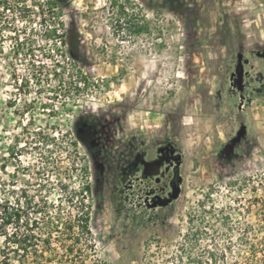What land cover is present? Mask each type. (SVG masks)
Returning a JSON list of instances; mask_svg holds the SVG:
<instances>
[{
	"label": "rangeland",
	"instance_id": "1",
	"mask_svg": "<svg viewBox=\"0 0 264 264\" xmlns=\"http://www.w3.org/2000/svg\"><path fill=\"white\" fill-rule=\"evenodd\" d=\"M24 1L0 33V202L26 190L76 223L27 264H264V0H184L181 13L166 0H62L48 14L64 18L61 43ZM122 100L135 106L111 153L124 163L101 175L74 123ZM85 182L89 231L75 219Z\"/></svg>",
	"mask_w": 264,
	"mask_h": 264
},
{
	"label": "trees",
	"instance_id": "2",
	"mask_svg": "<svg viewBox=\"0 0 264 264\" xmlns=\"http://www.w3.org/2000/svg\"><path fill=\"white\" fill-rule=\"evenodd\" d=\"M15 0H0V33L3 32V28H8L9 25L6 24V20L4 19L5 14L9 11L13 10L11 5ZM24 1V0H23ZM25 2V1H24ZM62 2V0H48L46 4L40 0H35L31 3L33 6H37L40 10L37 18L41 24V27L44 29L47 28L46 36L50 39H54L57 36L56 29H49L47 27V21L50 19L52 15L51 12H54V8L57 6L56 4ZM169 8L173 12H185L186 10V2L184 0H166ZM116 4V3H115ZM25 8L31 10L32 7H28L25 5ZM45 10H48V13L45 14ZM5 26V27H4ZM1 38V35H0ZM1 42V41H0ZM14 52L17 56L21 55L25 52V48H22L21 43L17 42V47L14 45ZM77 50V49H76ZM75 51H71V55L73 59H77V54ZM27 53V52H25ZM84 84H87V78H84ZM24 79L22 80L23 84ZM27 82V81H26ZM94 123H81L76 120L74 123V134H75V143L82 142L93 161L97 162V165L101 166L100 173L104 172L106 168V154L104 153V145L102 139L98 140L97 130L93 127ZM101 140V141H100ZM231 147L234 145V140L231 141ZM12 154V153H11ZM101 160V163L98 162ZM94 162V164H95ZM132 162L130 165L133 166ZM156 169L155 166H153ZM125 169H128V165H125ZM132 172V170H130ZM66 188V185H64ZM82 193V209L81 213L75 215V219H77V226H80L82 230L89 231L90 230V210L88 209L89 205L85 203V192L90 194L93 193L92 185L89 182H85L81 189ZM178 186H175V191L173 195H177ZM22 198L20 197L15 200V202L5 199L0 202V237H4L6 239V244H4V248L0 249L3 254V260L1 264H8V254L7 251L14 248V251L22 257H24V263L27 264L25 257L29 252H32L35 256H45L46 251L52 248V243L55 240L54 233L59 230V228L66 225V228L69 230H73L76 227V223L70 220H66V223L63 221L62 217L54 218L52 216L53 212H56V206L53 201H48L46 199L44 206L35 207L33 204L32 197L26 193V190H22ZM41 216V217H40ZM49 216L47 222L41 223L40 219ZM264 240V235L262 237ZM40 245L43 247L41 248ZM254 245V244H253ZM261 247L264 248V242H261ZM68 250V249H66ZM13 251V250H12ZM22 251V253H20ZM74 251L73 247H71L70 252ZM264 252V249H263ZM52 254V253H51ZM49 261H51L49 259ZM40 264H49V263H40Z\"/></svg>",
	"mask_w": 264,
	"mask_h": 264
},
{
	"label": "flooded vegetation",
	"instance_id": "3",
	"mask_svg": "<svg viewBox=\"0 0 264 264\" xmlns=\"http://www.w3.org/2000/svg\"><path fill=\"white\" fill-rule=\"evenodd\" d=\"M123 102L124 101L122 100L115 105L110 104L106 109H103L105 110V113L99 115L98 124L93 122V127L98 133V140L102 139V145H104V153L106 154L107 159L106 170L109 169V166H113L116 163L119 165H123L124 163V160H118L111 157L113 149L121 146L117 138L120 137L123 139L124 135L126 137L128 136L126 125L129 124V122L126 116L128 111L131 112L135 109V106H132L130 109L127 107L128 105L125 103L123 104ZM125 110L128 111L126 112ZM122 147H125V143H123ZM98 162L101 163V160H98ZM150 164H148L147 167H149ZM95 166L96 171L100 173L101 166L97 165V162H95ZM100 181L104 183V180L100 179Z\"/></svg>",
	"mask_w": 264,
	"mask_h": 264
},
{
	"label": "built area",
	"instance_id": "4",
	"mask_svg": "<svg viewBox=\"0 0 264 264\" xmlns=\"http://www.w3.org/2000/svg\"><path fill=\"white\" fill-rule=\"evenodd\" d=\"M63 21V16L59 17L58 22L56 24L51 21H47V27L49 29H56L57 36L55 37V40L59 43L63 42V34L65 31Z\"/></svg>",
	"mask_w": 264,
	"mask_h": 264
},
{
	"label": "water",
	"instance_id": "5",
	"mask_svg": "<svg viewBox=\"0 0 264 264\" xmlns=\"http://www.w3.org/2000/svg\"><path fill=\"white\" fill-rule=\"evenodd\" d=\"M153 167V164H150L149 167H147L148 170H151Z\"/></svg>",
	"mask_w": 264,
	"mask_h": 264
}]
</instances>
